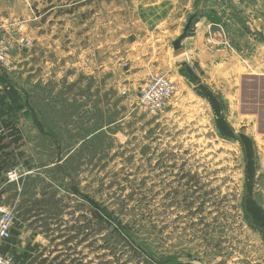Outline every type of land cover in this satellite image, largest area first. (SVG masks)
I'll list each match as a JSON object with an SVG mask.
<instances>
[{"label": "rangeland", "instance_id": "1", "mask_svg": "<svg viewBox=\"0 0 264 264\" xmlns=\"http://www.w3.org/2000/svg\"><path fill=\"white\" fill-rule=\"evenodd\" d=\"M0 136V264H264V0H0Z\"/></svg>", "mask_w": 264, "mask_h": 264}, {"label": "built area", "instance_id": "2", "mask_svg": "<svg viewBox=\"0 0 264 264\" xmlns=\"http://www.w3.org/2000/svg\"><path fill=\"white\" fill-rule=\"evenodd\" d=\"M7 212L3 207H0V240L9 237L8 219H6Z\"/></svg>", "mask_w": 264, "mask_h": 264}, {"label": "trees", "instance_id": "3", "mask_svg": "<svg viewBox=\"0 0 264 264\" xmlns=\"http://www.w3.org/2000/svg\"><path fill=\"white\" fill-rule=\"evenodd\" d=\"M4 137H2V136H0V150H3L4 152H5V154H6V151H5V149H6V147L8 146V143H4L3 141H4ZM7 164H8V162L6 161V157L4 158H2V159H0V171H2L3 170V168H5V167H7ZM74 190V189H73ZM146 256L150 259V260H153L152 259V254L151 253H146ZM165 255H162L160 258L162 259L163 257H164Z\"/></svg>", "mask_w": 264, "mask_h": 264}]
</instances>
